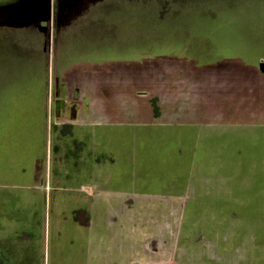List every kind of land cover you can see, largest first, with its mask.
<instances>
[{"label": "rangeland", "instance_id": "obj_1", "mask_svg": "<svg viewBox=\"0 0 264 264\" xmlns=\"http://www.w3.org/2000/svg\"><path fill=\"white\" fill-rule=\"evenodd\" d=\"M47 1L0 3V193L8 195L21 184L17 169L27 163L25 153L30 149L48 166L53 164L56 136L46 133L40 118L54 57L45 50H59L58 65L62 50H100L99 58L116 65L118 76L122 74L132 89L125 102L126 115L117 113V171L132 160L135 166L147 163L144 170L137 168L136 175L164 180L160 184L166 186L177 174L175 166L191 160L189 174L195 180L208 177V184L215 187L222 185L221 177L233 179L230 196L221 199L178 197L179 192L172 190L162 191L163 198H146L149 210L160 206L164 214L151 210L154 214L143 215L145 223L161 222L174 230L176 241L179 237L177 247L182 252L176 264H215L210 259L220 264H264V96L260 92H264V65H259L264 64V0H71L89 7L80 36L68 34L47 44L28 31L3 28L20 27L31 15L47 16ZM61 3L55 0V14ZM166 71L201 85L193 98L165 99L162 118L157 119L153 112L157 92L168 94L169 86V82L163 85L162 73L172 77ZM233 71L238 73L235 78ZM233 87L240 88L245 98L237 99ZM250 92L255 101L246 97ZM146 97L150 114L137 101L131 102ZM189 144L197 150L187 155ZM72 183L62 186L77 184ZM155 185L149 184L150 189ZM72 194L67 190L60 195L67 199ZM188 202L197 213H185ZM167 233L166 228V238ZM131 235L136 236L133 231ZM52 239L50 234L47 244L41 242L39 264L78 263L80 257H71L72 249L65 244L61 249L67 258L59 259ZM169 239L164 258L172 255L175 245L173 236ZM166 264L170 263L166 260Z\"/></svg>", "mask_w": 264, "mask_h": 264}, {"label": "crops", "instance_id": "obj_2", "mask_svg": "<svg viewBox=\"0 0 264 264\" xmlns=\"http://www.w3.org/2000/svg\"><path fill=\"white\" fill-rule=\"evenodd\" d=\"M60 1H62L59 5L60 11L56 14L53 6L54 0H48L45 6L46 10H49L47 16H38L34 19L35 16L31 15L23 23L20 21L22 23L20 27L14 24L4 25L3 28L12 31H28L32 38L38 40L42 38L46 44L49 39L58 40L68 34L76 33L75 35L80 36V24L88 20L87 12L83 13L84 9L80 11V1ZM20 5L22 3L15 6ZM51 9L53 10L52 15ZM55 18L57 23L54 26L53 19ZM15 23H17L16 20ZM31 26L32 28L29 29ZM45 51L47 55L52 52L54 57L51 64L50 89L48 95L43 100L41 99L44 103L40 106V118L44 120L46 133L51 132L56 136L52 152L54 160L59 162L58 173L65 183H77L73 186H65L66 190L82 193V190H89L96 184L99 191L115 192L117 195L118 193L134 194L136 192L156 197V193L172 190V194L179 192L178 197L187 195L196 199L200 197L221 199V197L230 196L229 185L233 182L232 178L221 177L218 182L222 185L212 187L208 184V177L201 176L195 180L191 174H182V162L179 167L175 166L177 174H173L168 181L169 185L166 186L160 184L166 182L164 180L154 182L155 180L150 175H136L137 168L140 169L141 166L144 170L147 163L139 162L135 166L132 160L129 165L120 167L117 171L114 158L117 150V113L122 115L127 113L125 102L132 90L125 83L127 80L122 74L118 76L116 65L109 60L99 58L100 50H62L63 57L59 65L57 64L59 50ZM259 65L264 64L261 62ZM166 72L172 77L169 78L168 75L162 73L163 85L169 82V86H167L168 94L166 91L157 92L158 114L155 117L157 119L162 118L167 99L179 100L183 96L193 98L196 87L201 85L197 80L184 79L182 74H177L175 71ZM235 72H232V78L238 76ZM130 86L133 87V85ZM254 86L260 87L258 84ZM231 90L237 99L245 98L241 96L240 88L236 87L234 90L233 87ZM260 92L264 96V92ZM253 95L255 94L250 92L246 97ZM253 98L251 97L252 100ZM136 101L140 103L143 110L151 113L149 97L145 100H133V98L131 100V102ZM118 103L125 106L118 107ZM261 113L264 116V110H261ZM196 148L189 144L186 149L187 155H190L192 151L196 152ZM151 183L156 184V189H150L149 184Z\"/></svg>", "mask_w": 264, "mask_h": 264}, {"label": "flooded vegetation", "instance_id": "obj_3", "mask_svg": "<svg viewBox=\"0 0 264 264\" xmlns=\"http://www.w3.org/2000/svg\"><path fill=\"white\" fill-rule=\"evenodd\" d=\"M6 1L9 0H0V3ZM81 5L80 11L87 12L89 8L86 10ZM53 6L55 11V0ZM53 22L55 26L56 18ZM25 156L27 163L17 169L21 184L12 185L8 195L0 193V264H39L40 246L43 242L47 244L45 239L50 234L54 238L53 246L60 251L58 258H67L61 249L65 244L72 249L71 257H80L77 264H166V260L176 264V257H181L182 250L177 247L179 237L176 241L172 228L161 222L145 223L144 216L164 214L160 206L151 209L154 213L147 207L146 198H153L152 195L134 192L118 193V196L115 192L99 191L95 184L82 193L70 191L73 194L63 199L60 194L67 190L62 186L65 180L58 173L59 162L53 160L52 166H48L31 149ZM193 165L191 160H184L182 174L193 172ZM163 197L162 192L156 193V199ZM146 208L147 212L138 211ZM185 213H197L196 206L188 202ZM166 228L168 238L164 234ZM104 235L109 238L107 242L102 238ZM170 236L175 245L172 255L164 258L165 243L170 241ZM77 244L80 246L74 250ZM210 262L221 263L213 259Z\"/></svg>", "mask_w": 264, "mask_h": 264}, {"label": "trees", "instance_id": "obj_4", "mask_svg": "<svg viewBox=\"0 0 264 264\" xmlns=\"http://www.w3.org/2000/svg\"><path fill=\"white\" fill-rule=\"evenodd\" d=\"M154 114H155V116H157V114H158V109L156 108V107H154Z\"/></svg>", "mask_w": 264, "mask_h": 264}]
</instances>
